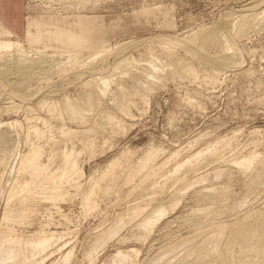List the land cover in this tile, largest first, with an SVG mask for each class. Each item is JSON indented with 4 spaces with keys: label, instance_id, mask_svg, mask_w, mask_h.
Segmentation results:
<instances>
[{
    "label": "rangeland",
    "instance_id": "obj_1",
    "mask_svg": "<svg viewBox=\"0 0 264 264\" xmlns=\"http://www.w3.org/2000/svg\"><path fill=\"white\" fill-rule=\"evenodd\" d=\"M251 4L253 6L257 4L255 7L260 10L264 0H84L82 2L24 0L20 32H14L9 28L10 32L0 34V37L19 43L29 56L33 53L37 57L43 53L44 58L55 56L54 58L60 57L58 59L61 60L68 53L62 54L59 51L65 50L72 54L71 58L76 57L80 60L77 65L90 62L96 64L104 59V69H106L105 66H111L114 59L118 61L123 58L128 61L134 59V64L147 65L148 63L143 59L150 55V51L159 52L160 41L174 40L187 36L197 29L215 26L221 19L237 20L236 12L241 7ZM0 26L5 25L0 22ZM30 30L37 33L36 41L27 39L26 34ZM47 30L51 32L48 33ZM59 32L62 35H59ZM65 34L79 37L83 43L82 48H77ZM219 48L213 47V53L220 54L222 50ZM177 50L181 58L192 63L194 74L171 76L170 79L163 78L156 82L146 93V102L139 96H133V107L128 111L130 115L121 116L123 129L115 133L104 146L102 143H97L92 150H77L79 151L77 163L81 169L78 187L65 184L59 193L49 192L44 196L40 195L36 206L29 202L27 213L19 219L14 218L13 221L7 222L8 224L2 219L6 205V196L4 197L3 194H6L0 192V228L9 227L23 235L41 232L53 233L59 237L58 241L53 242L42 253L45 257L44 264L51 262L109 264L117 251H134L136 264H147L166 246L191 235L195 228L201 225L198 224L196 227L198 222H206L207 210L211 212L213 210L218 215V220L230 222L247 211L264 209V187L261 186L263 188H257L246 197L243 206L231 211L229 208L231 204L242 201L243 176L237 174L238 171L235 170V166L232 167L234 165L232 162L227 161L256 151L262 156L261 163L264 169V18L237 39L234 52L228 50L229 53L235 54L238 69L218 71L214 66H206L196 59L192 60L183 48L178 47ZM10 51L11 54L16 53L13 48ZM61 54L64 56L62 57ZM140 59L142 60L138 61ZM119 62L121 65L125 63ZM73 69L66 73V77L53 74L47 78L48 80H35L29 85L20 83L21 86L16 83L20 87L16 84L14 86V81L17 79L11 75L8 77L9 81L12 80L10 84L0 85V124L10 118L19 120L23 125L20 124V129L9 128L14 134L13 138L20 140L17 148L22 154H25L29 147L22 142L26 127L37 126L40 138L32 137L31 141H36L39 147L37 163L40 165H51V167L55 165V159L51 158V154L62 148L55 142L59 138V127L76 129L78 126L65 120L63 122L51 120L43 124L40 119L47 117L48 114L47 112L44 114V110H35L33 104L41 96L46 95L45 93L54 100H58L63 95L69 98L77 96L80 93L81 81L89 79L90 76L88 73H83L77 78L73 71L82 70L83 67L78 66ZM118 76H114L113 79H117ZM12 91L18 92L15 95L17 98H13ZM20 94L22 95L18 97ZM106 100L104 106L110 103L109 99V102ZM10 103L22 107L11 113L5 109ZM24 105L33 107L35 111L21 110L25 108ZM92 122L93 117L86 124ZM89 135H94V132ZM210 146L216 147L212 151L215 157H206L197 167H185L178 173L184 174V178L191 182L199 174L209 172L208 179L201 183L195 182L187 190H183L182 199H179L178 204L154 224L147 238L137 239L135 233L139 234V232L137 233L134 222L138 217L159 203L170 206L171 203L176 202L167 197L179 187L181 181H174V178L168 180L169 172L182 160L193 156L196 151ZM146 157H151L152 160V169L148 168L152 173L150 180L159 184L153 188L152 185L149 186L151 190L146 187L149 195L147 193L146 196H140L132 191L139 174L127 184L124 183L122 174L129 168L128 165L132 164L130 166L132 167L137 160ZM112 160L124 162L122 166L124 171L122 172L121 168L116 170L117 179L109 184V194L101 193V189L104 188L101 182V188L97 189L93 202L85 205L80 192L97 183L101 171ZM1 165L0 175L3 173ZM125 166L127 169H124ZM215 169L231 170L229 179L231 193L225 195L226 197L223 196L222 199L211 201L212 204L210 203L209 206L195 203L191 194L193 190L207 184L211 187L213 183V186L217 184L221 186L227 181L224 176L214 178L212 170ZM161 185H165L164 192L154 193ZM209 189L208 187L206 190L210 191ZM218 202L220 204H217ZM12 204L14 209L19 208L15 202ZM134 206H139L140 215L103 244L93 254V262H91L86 257V253L90 252L98 236L115 225L116 219L118 220L120 216L125 217L126 210ZM197 209L203 211L197 213L195 212ZM121 237L125 239L122 240ZM69 250H72V254L69 261L65 262L63 257ZM184 251V247L179 248L175 254L181 255Z\"/></svg>",
    "mask_w": 264,
    "mask_h": 264
},
{
    "label": "bare ground",
    "instance_id": "obj_2",
    "mask_svg": "<svg viewBox=\"0 0 264 264\" xmlns=\"http://www.w3.org/2000/svg\"><path fill=\"white\" fill-rule=\"evenodd\" d=\"M79 1L82 2L84 0ZM251 5H245L236 12V15H238L237 20L234 18L221 19L215 26L197 29L198 31H193L189 35L186 34L187 36L175 38L174 40L160 39L162 40L160 42L158 40L160 43L159 52L150 51V55L143 59L148 63L147 65L134 64V59L128 61L124 58L118 61L114 59L113 66H105L106 69H104V59L99 60L100 63L96 64H91L90 62L77 65L80 60L76 59V57L71 58L72 54H69V51L65 50L59 51L62 54L64 52L68 53L65 57L61 54L63 57L61 60L58 59L60 57L54 58L55 56H50L48 59L44 58L43 53L41 56L37 55V57L32 53L34 57L31 55L30 57L28 52L22 49L19 43L0 37V85H4L5 83L10 84L9 82L12 80L9 81L8 77L11 75L17 79L14 81V86L16 83L19 85H29L30 82L35 80H46L49 76H53V74L63 77L67 75L68 71H72V68L75 69L78 66L83 67V69H73V74L77 78L83 73H88V76H90L89 79L86 78L87 80L81 81L80 93L73 98L63 95L58 100L55 97L56 100H54L51 96L49 98L47 93H45L46 95L41 96L39 100L36 99L37 102L33 104L35 110H44V114L47 112L48 116L46 115L47 117L40 119L43 121V124L49 123L51 120L59 122L65 120L78 126L76 129L64 126L59 127V138L55 142L57 146L61 145L62 148L59 147V151L51 154V158L55 159L53 167L37 163L40 154L39 147L36 145V141H31L32 137L40 138V131L37 126L29 125L26 127L22 142L25 145H29V147L27 148L28 151L22 154L19 151L20 149L17 148L20 140L14 139L13 132L9 130L10 127L19 128L20 121L8 118L6 122L4 121V123L0 124V127H4L0 129V165L2 164L1 166L3 167V173L0 175V192L6 194H3L4 197L6 196V205L2 214V219L6 221V224L13 221L14 218H21L22 215L27 213L29 209L27 204L29 202L36 206L35 204L41 197L40 195L44 196L49 192L59 193L63 189V185L65 187V184L72 187L79 186L78 179L81 169L77 163V153L85 149L92 150L97 143H102V146H104L115 133L123 129L124 124L121 116L130 115L128 111L133 107V96H139L141 100L146 102V93L152 89V86L156 82L161 81L163 78L170 79L171 76L181 77L183 74H194L192 63L178 55V47L183 48L192 60L196 59L206 66H214L218 71L230 68L238 69L235 54L229 53L228 50H233L234 52L237 39L258 25L259 21L264 18V4L262 7L260 6V10L256 9L255 6L257 4L255 6ZM9 32L10 30L7 26H0V34H7ZM47 32L50 33L51 30H47ZM59 35H62V33L59 32ZM65 36L77 48H82L83 43L79 37H74L72 34H65ZM26 37L27 39L36 41L37 33L34 30H30L27 32ZM216 46L221 48H219L222 50L220 54L213 53L212 48ZM12 48L15 50V54L10 53ZM163 58L165 59L164 61L162 60ZM119 61L122 63L124 61L125 63L121 65ZM114 76H118V78L113 79ZM18 84L16 85L18 86ZM17 93L12 91L13 98L16 97ZM22 94L18 95V97ZM22 98L24 97L22 96ZM105 99L110 100L108 105L105 104L106 106L103 105ZM24 106L25 108L21 110H34L33 107H28L29 105L27 107L26 105ZM20 107L22 106L10 103L5 109L11 112L19 110ZM30 110L29 112H31ZM23 114L25 115L26 112ZM91 117H93V122L87 125L86 123L90 121ZM91 132H94V135H89ZM214 147L210 146L196 151L193 156L184 161L182 160L181 163L169 172L167 176L168 180L174 178V181H181L179 187L174 189L167 197L171 201L176 202L171 203L170 206H164L162 203H159L141 215V217H138L140 215L139 206L129 207L126 210L125 217L120 216L118 220L116 219L115 225H112L98 236L90 252L86 253V257L93 262V254L109 239L114 237L122 227L137 217L138 219L135 222L133 221L137 233L139 232V234L135 233L136 238L140 240L147 238L154 224L172 210L178 204L179 199H182L183 190H187L195 182L201 183L208 179L209 172L199 174L191 182L184 178V174L179 175L178 173L185 167H197L206 157H215V154L212 153L216 148ZM56 149L54 150L56 151ZM260 155V153L252 151L247 155L227 160L229 163L232 162L234 164L232 167H236L234 169L238 171L237 174L240 173L243 176V181L241 180L243 188L242 201L231 204L229 206L231 211L243 206L246 197L254 190L261 186L264 187V169L261 163L262 156ZM151 161V157H146L137 160L132 167H130L132 164L128 165V169L126 166L124 168L127 170L122 174V177L126 184L130 183L133 177L139 174L138 181L132 189L133 193L137 195L146 196L151 185L153 188L159 184L151 181L152 179L150 180L152 173L148 168L152 169ZM123 163L119 160L110 161L105 169L101 171L99 181L80 192L85 205L93 202L97 189L101 188V182L104 185L101 193L104 195L110 193V185L117 179L118 172L116 170L121 168V171H124L122 167L124 166ZM159 169L160 167H158ZM230 171L224 169L212 170L214 178L224 176L227 178V181L222 183L221 186H218V184L217 186H213L214 183L211 187L208 184V186H198L199 188H196L191 193L195 203H203L209 206L211 201L218 198L222 199L223 196L229 195L231 193L229 184ZM19 176H27L28 178L21 179ZM164 186H159L157 192L154 191V193H163L165 190ZM146 187L149 188L146 189ZM208 187L210 191L206 190ZM12 202L18 204L19 208L14 209ZM217 204L220 203L218 202ZM200 210L202 209H197L195 212L198 213ZM207 211L205 212L207 217L206 222H198L196 227L198 224L201 225L195 228V231L191 235L166 246L147 264H264V209L247 211L241 217L235 218L230 222L218 220V215L213 210L212 212L211 210ZM124 237H121L123 238L122 240L125 239ZM58 239L59 237H56L53 233L39 232L23 235L9 227L0 228V264H44L45 257H43L42 253L53 242L58 241ZM183 247L185 251L181 255H176V250ZM71 254L72 250H69L64 255L63 261H69ZM134 254V251H117L109 264H136ZM50 264L61 263L51 262Z\"/></svg>",
    "mask_w": 264,
    "mask_h": 264
},
{
    "label": "crops",
    "instance_id": "obj_3",
    "mask_svg": "<svg viewBox=\"0 0 264 264\" xmlns=\"http://www.w3.org/2000/svg\"><path fill=\"white\" fill-rule=\"evenodd\" d=\"M24 0H0V22L19 33L24 12Z\"/></svg>",
    "mask_w": 264,
    "mask_h": 264
}]
</instances>
